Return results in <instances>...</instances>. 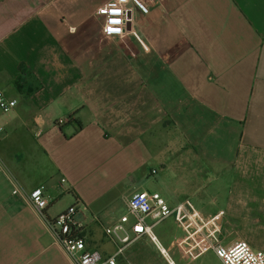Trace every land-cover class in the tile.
Returning <instances> with one entry per match:
<instances>
[{
    "label": "crops",
    "instance_id": "crops-1",
    "mask_svg": "<svg viewBox=\"0 0 264 264\" xmlns=\"http://www.w3.org/2000/svg\"><path fill=\"white\" fill-rule=\"evenodd\" d=\"M106 1L0 0V90L16 101L0 110V264H72L49 223L74 205L88 247L111 255L103 227L162 172L205 216L260 181L264 0H154L131 15L149 48L129 34L135 58L102 35ZM155 248L139 261L165 258Z\"/></svg>",
    "mask_w": 264,
    "mask_h": 264
},
{
    "label": "built area",
    "instance_id": "built-area-1",
    "mask_svg": "<svg viewBox=\"0 0 264 264\" xmlns=\"http://www.w3.org/2000/svg\"><path fill=\"white\" fill-rule=\"evenodd\" d=\"M155 6L154 0H108L94 12L101 20V32L105 38L115 39L131 58L137 56V49L130 40L131 34L143 51L148 46L138 32L129 30L133 13H150ZM16 105L0 90V110L9 112ZM65 119H60L61 126ZM65 180L62 179V183ZM17 192V191H14ZM29 203L41 213L49 207L50 199L42 188H34L27 194ZM126 212L115 222L103 227L106 238L115 247L111 255H104L97 249H90L83 232V226L75 219L77 207L71 206L59 214L50 228L54 231L57 244L72 264H118V257L134 242L148 239L171 264V251L178 250L180 258L189 255L197 259L207 251H212L223 264H264V251L254 249L248 242L237 239L226 241L224 235V212L216 211L205 216L194 203L185 199L176 205H169L158 192L140 191L134 193L125 203ZM173 217L179 229L164 248L155 234L154 227ZM191 239V243L188 240Z\"/></svg>",
    "mask_w": 264,
    "mask_h": 264
},
{
    "label": "rangeland",
    "instance_id": "rangeland-1",
    "mask_svg": "<svg viewBox=\"0 0 264 264\" xmlns=\"http://www.w3.org/2000/svg\"><path fill=\"white\" fill-rule=\"evenodd\" d=\"M200 168L204 169L203 165H200ZM164 177L165 181H163ZM259 177L260 181L255 186H253L251 181H246L245 186L242 184L237 186L236 206L216 207L213 203V205L209 204V199L203 200V202L205 201V204L208 206L207 211L214 208V212H224L223 231L227 242L242 239L248 242L254 249L264 251V169L260 171ZM190 187L189 185H185L184 179L181 177L172 175L170 172H162L149 182L146 190L162 193V197L166 199L169 205L177 204L185 199H193L192 201L197 203L196 199L192 197V189ZM209 190H204L203 193L208 194ZM65 204L62 201L59 206ZM125 212V210L120 211V214ZM178 231L179 229L173 217L157 224L153 229V233L164 248L169 246L172 236ZM188 242L191 243V239ZM156 252L155 246L147 240L136 241L130 245L129 250L124 252L122 258L125 264H146L139 261L138 258H146L147 256L153 258L156 257ZM139 253L141 255H137ZM170 255L176 264H223L212 251L203 253L197 259H192L189 255L180 258L176 248ZM151 264L169 263L165 258L162 257L160 259L159 257V259H156Z\"/></svg>",
    "mask_w": 264,
    "mask_h": 264
},
{
    "label": "bare ground",
    "instance_id": "bare-ground-1",
    "mask_svg": "<svg viewBox=\"0 0 264 264\" xmlns=\"http://www.w3.org/2000/svg\"><path fill=\"white\" fill-rule=\"evenodd\" d=\"M171 264H175L172 259H171Z\"/></svg>",
    "mask_w": 264,
    "mask_h": 264
}]
</instances>
